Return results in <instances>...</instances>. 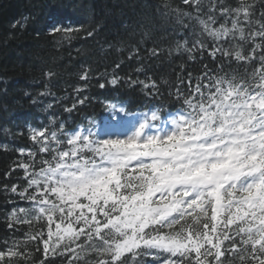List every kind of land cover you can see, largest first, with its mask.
I'll list each match as a JSON object with an SVG mask.
<instances>
[{
  "label": "snow or ice",
  "instance_id": "snow-or-ice-1",
  "mask_svg": "<svg viewBox=\"0 0 264 264\" xmlns=\"http://www.w3.org/2000/svg\"><path fill=\"white\" fill-rule=\"evenodd\" d=\"M183 3L200 25L189 51H207L213 60L219 54L244 74L204 73L194 86L189 79L184 108L167 116L150 109L134 123L124 106L108 102L116 120L105 135L92 121L73 130L31 129L40 166L36 152L19 149L30 157L13 169L23 170L25 186L4 187L31 203L13 210L10 229L46 220L47 238L44 224L26 234L36 251L42 244L45 256L94 253L95 264H264V13L256 19L247 0L212 3L207 13L202 0ZM217 12L224 20L218 27ZM181 15L192 13L178 14V22ZM78 31L59 22L50 28L68 39ZM202 37L211 40L207 49ZM87 78L85 71L80 79ZM16 257H28L16 242L0 250V264H15Z\"/></svg>",
  "mask_w": 264,
  "mask_h": 264
},
{
  "label": "trees",
  "instance_id": "trees-1",
  "mask_svg": "<svg viewBox=\"0 0 264 264\" xmlns=\"http://www.w3.org/2000/svg\"><path fill=\"white\" fill-rule=\"evenodd\" d=\"M239 2L202 0L203 13L212 3L235 7ZM247 2L255 4V18L259 19L264 0ZM186 12L192 15H181L182 22H178L177 15ZM217 17L218 27L224 20L218 12ZM16 21L23 27L12 28ZM54 22L79 31L68 34L71 39L53 34L50 28ZM89 30L92 36L87 35ZM199 31L196 13L183 0H0V250L13 242L19 244L28 257L14 258L15 264H95L97 258L94 253H80L77 259L70 252L45 256L42 244L36 251V242L26 240V234L30 236L44 224L47 238L44 219L34 221V227H8L14 209L31 208L29 201L4 187L25 186L23 170L13 169L30 157L26 153L22 156L19 149L36 152L40 166L41 154L30 139L31 129L56 130L60 124L68 130L88 127L90 121H100L108 102L124 103L129 111L151 108L163 114L181 110L189 79L194 86L204 73L223 75L238 70L244 74L245 68L235 61L229 64L219 54L213 60L207 51H189ZM202 38L207 49L211 40ZM250 48V44L245 45L246 52ZM258 63L257 58L254 64ZM253 66L246 65L249 72ZM85 71L88 78L81 80ZM114 78L116 83L112 84ZM139 81L150 88L144 89ZM153 82L155 88L151 87ZM101 83L104 88H100ZM73 104L71 112L65 111Z\"/></svg>",
  "mask_w": 264,
  "mask_h": 264
}]
</instances>
